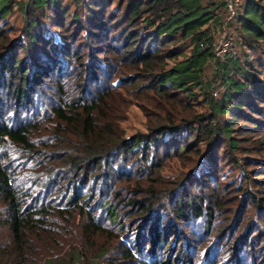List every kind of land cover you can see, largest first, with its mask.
Masks as SVG:
<instances>
[{"label": "trees", "instance_id": "1", "mask_svg": "<svg viewBox=\"0 0 264 264\" xmlns=\"http://www.w3.org/2000/svg\"><path fill=\"white\" fill-rule=\"evenodd\" d=\"M219 8L0 0V264H264V60L214 57ZM230 26L264 55V0Z\"/></svg>", "mask_w": 264, "mask_h": 264}, {"label": "rangeland", "instance_id": "2", "mask_svg": "<svg viewBox=\"0 0 264 264\" xmlns=\"http://www.w3.org/2000/svg\"><path fill=\"white\" fill-rule=\"evenodd\" d=\"M217 1V0H216ZM223 1V0H222ZM60 2L62 4H67L70 2V0H60ZM215 15L220 17V22H210L207 26L209 28V31L211 33V35L213 36V42L216 40V38L218 37V35H220L222 33V24H223V20H224V15L222 12V9H216L214 10ZM240 13V10H239ZM7 22L8 24L11 26V29L17 33V31H19L22 26H23V15H22V11L19 9L18 6H15L13 11L11 13L8 14L7 16ZM236 34V30L234 31ZM237 35L235 36L236 39ZM234 39V40H235ZM262 46L264 47V43L262 42ZM177 45V48L179 49V51L182 52V54L180 55L179 59H182L184 55H186L191 46H189V40L187 39H180L178 41L177 44H175L174 46ZM233 46L230 47L229 51L227 52V54L225 55V57L223 59H220V62H224L226 59H240L241 61H244L245 59V54L249 55L250 57H254V58H263L264 60V55L261 54V52L259 51H253L251 49H247L245 46L243 47L240 43V40L238 39L237 41H234ZM216 63V61L212 60L211 61V65L209 64V66H207L204 71L202 72V78L204 80H211L214 78V64ZM165 65L168 66H172L174 65V62L172 60H166ZM214 85V91L216 92L215 96L216 98L220 96L223 87L218 86L216 83L213 84ZM198 90L197 88H195V91ZM123 94L124 91H123ZM125 99L129 100V102L127 104V110L125 111V117L123 119V121H121L120 126L122 129H124L126 131V133L128 132H133L135 130H142L144 131L145 129V114L142 110L141 107H139V105L135 102V99L131 96H127L124 95ZM200 99V97H199ZM193 98L190 99V102L192 103ZM200 107L203 109L204 106H198V110L200 109ZM182 167L179 165L178 160L177 159H172L169 160L165 163V166L163 168V173L166 176L172 177V176H176L182 169ZM226 176V175H225Z\"/></svg>", "mask_w": 264, "mask_h": 264}, {"label": "built area", "instance_id": "3", "mask_svg": "<svg viewBox=\"0 0 264 264\" xmlns=\"http://www.w3.org/2000/svg\"><path fill=\"white\" fill-rule=\"evenodd\" d=\"M243 1L244 0H224L226 15L222 24V33L218 35L212 44V53L215 58L223 59L230 49L234 40V32L232 31L230 24L239 15V10Z\"/></svg>", "mask_w": 264, "mask_h": 264}]
</instances>
